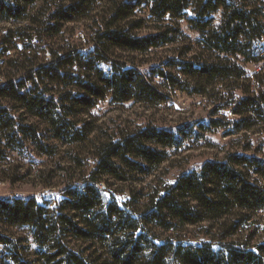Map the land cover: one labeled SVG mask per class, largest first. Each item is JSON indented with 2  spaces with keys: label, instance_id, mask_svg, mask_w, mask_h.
<instances>
[{
  "label": "trees",
  "instance_id": "trees-1",
  "mask_svg": "<svg viewBox=\"0 0 264 264\" xmlns=\"http://www.w3.org/2000/svg\"><path fill=\"white\" fill-rule=\"evenodd\" d=\"M146 8L149 17H139ZM85 21L93 33L84 51L62 37L69 25ZM179 21L199 34L200 53L186 60L187 48L146 77L128 56L177 41L183 35ZM0 22L12 23L0 55L22 46L8 62L0 61V182L15 185L31 177V169L21 173L16 165L17 157L31 154L68 157L66 167L36 171L45 190L55 189L57 172L72 171L60 199L0 198L1 228L29 227L51 264H264V239L253 245L231 241L253 215L264 213V159L227 154L141 200L132 193L121 206L99 186L153 175L167 161L166 149L179 148L187 131L147 126L107 135L91 113L105 99L164 103L169 96L152 83L158 77L165 90L225 101L216 112L231 108L238 117L233 127L250 131L264 121V78L255 75L252 91L243 88L241 81L250 79L239 61L264 62V0H0ZM11 44L15 49H7ZM236 90L243 96H235ZM86 166L88 176L71 182ZM202 223L218 225L219 243H184L158 234ZM67 239L90 255L69 248ZM9 243L0 233V244Z\"/></svg>",
  "mask_w": 264,
  "mask_h": 264
},
{
  "label": "rangeland",
  "instance_id": "rangeland-1",
  "mask_svg": "<svg viewBox=\"0 0 264 264\" xmlns=\"http://www.w3.org/2000/svg\"><path fill=\"white\" fill-rule=\"evenodd\" d=\"M147 10V8L144 9L138 16L149 17ZM189 16L190 14H187L185 19ZM178 23L183 35L177 41L170 45L153 49L144 55L134 54L128 56L129 59H133L136 67L146 77L150 76L149 71L151 68L160 66L166 60L176 59L187 48H190L191 52L184 54V59L186 60L192 56L194 51L200 53L199 49H197L199 46V34L193 31L186 21H179ZM11 26L12 23L0 22V52L3 51L1 46L2 36ZM142 32L145 33L148 30ZM92 33L89 21L74 23L68 26L67 33L62 39L63 41L69 39L70 43L85 51L92 46ZM58 45L55 43L52 47H58ZM60 45V47H65L66 42H62ZM260 45L264 54V40L261 41ZM12 46L13 44L7 45V49H15ZM17 47V50H7L3 56L1 54L0 61L8 62L7 57H10V59L15 57L22 48L21 44ZM4 56H6L5 59ZM45 56L46 60L48 55ZM239 63L250 79V81H241V84H243V88L249 87L250 91H252L251 85L256 82L254 81V76L259 75L264 78V70H262L264 62L261 64H243L239 61ZM161 82L158 77H152V83L157 89L169 96L160 105L151 106L134 102L113 104L109 99H105L99 101L91 111L93 119L97 121V125L107 135H121L147 126H154L158 129H166L173 132H177L178 129L184 127L187 131V136L182 137L179 148L166 149L168 159L153 175L139 179L135 183H118L109 180V188H106L104 184L99 186L101 189H106V192L110 191L121 206L130 198L132 193L138 194L141 200L146 195L153 193L155 189L160 191L165 185L172 184L180 175L199 169L209 160H222L227 154L255 155L264 159V121L259 122L250 131H237L233 127V121L237 120L238 117L229 115L232 112L231 108H223L219 112L215 110L219 104L224 105L225 101L216 102L212 97L190 96L179 90H165ZM220 88L218 86L216 90ZM261 89L264 91V87ZM223 95L225 97L226 93L224 92ZM234 95L237 97L243 96L241 90H236ZM213 121L219 122L214 124ZM16 159L20 160L16 165L22 167L21 173L31 169V177L15 185L0 184V198H12L15 194H19V198L35 197L40 202V194L45 193L46 190L40 180L35 178L36 171L39 169L47 171L59 163L62 167H66L69 162L68 157L62 153L56 157L31 154L30 156L17 157ZM88 161L90 164L92 163L91 160ZM65 170H71V168ZM90 171L91 168L87 166L81 171H73L74 174L70 181H78L88 176ZM71 174L72 171L68 173L65 171L57 172L53 179L55 183L53 192L59 195V199L62 198L60 192L64 188V182ZM260 182L264 185V178L260 179ZM53 204L46 207L50 209ZM253 217L249 224L239 229L237 235L231 239L232 242L242 243L247 241L253 245L264 239V213L255 214ZM217 227V224L202 223L196 226H187L176 233L159 232L158 234L162 239L166 236H171L184 243L212 242L217 244L220 237L217 234ZM0 233L10 241L8 245L0 244V264H51L44 260L29 227L1 228L0 226ZM66 243L69 248L79 249L85 255H90L91 253L78 241L67 239ZM14 257H16L18 263L14 262Z\"/></svg>",
  "mask_w": 264,
  "mask_h": 264
},
{
  "label": "built area",
  "instance_id": "built-area-1",
  "mask_svg": "<svg viewBox=\"0 0 264 264\" xmlns=\"http://www.w3.org/2000/svg\"><path fill=\"white\" fill-rule=\"evenodd\" d=\"M229 115H233L232 112L229 113ZM3 184V183H0ZM54 189H48L45 191V193L40 194V197L43 201H49L53 200L56 197V192H53ZM14 198H19V194H15Z\"/></svg>",
  "mask_w": 264,
  "mask_h": 264
}]
</instances>
